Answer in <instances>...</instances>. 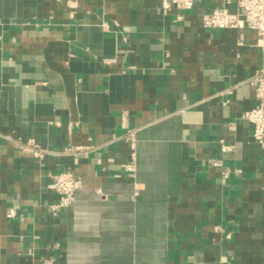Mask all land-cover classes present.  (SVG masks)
I'll use <instances>...</instances> for the list:
<instances>
[{
    "label": "crops",
    "instance_id": "crops-1",
    "mask_svg": "<svg viewBox=\"0 0 264 264\" xmlns=\"http://www.w3.org/2000/svg\"><path fill=\"white\" fill-rule=\"evenodd\" d=\"M223 7L0 0V264H264V139L241 83L264 39L205 28ZM62 170L82 186L54 212Z\"/></svg>",
    "mask_w": 264,
    "mask_h": 264
},
{
    "label": "built area",
    "instance_id": "built-area-1",
    "mask_svg": "<svg viewBox=\"0 0 264 264\" xmlns=\"http://www.w3.org/2000/svg\"><path fill=\"white\" fill-rule=\"evenodd\" d=\"M196 0H161L164 10L177 8L188 10L193 7ZM229 4L235 3L236 8L229 7L214 8L207 11L203 17V25L208 29H237L245 28L256 32L261 39H264V0H226ZM241 83L250 85L254 88L257 94L255 105L245 113V117L253 124V136L256 140L264 139V66L257 68L251 75L246 77ZM230 92L233 89H229ZM126 141L132 147H135V132H129L125 135ZM19 146L23 150L31 151L37 158H42L47 153L46 149L42 148L36 139H28L25 142H20ZM85 147H68L63 151V154L74 155L82 152ZM232 145L222 144V151H231ZM225 176L226 172L223 173ZM51 179L48 186L59 195L57 203L52 205L54 212L61 207L69 206L74 198L76 191L82 186L80 176L74 174L70 170H62L50 175ZM16 215L14 209L8 211V216ZM44 264H53L48 261Z\"/></svg>",
    "mask_w": 264,
    "mask_h": 264
}]
</instances>
